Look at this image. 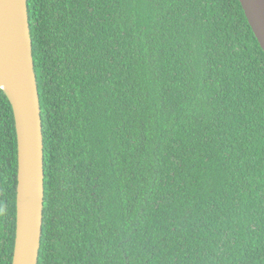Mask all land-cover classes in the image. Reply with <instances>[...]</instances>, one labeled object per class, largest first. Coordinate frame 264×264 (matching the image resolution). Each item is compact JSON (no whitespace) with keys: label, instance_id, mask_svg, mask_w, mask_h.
I'll return each mask as SVG.
<instances>
[{"label":"trees","instance_id":"trees-1","mask_svg":"<svg viewBox=\"0 0 264 264\" xmlns=\"http://www.w3.org/2000/svg\"><path fill=\"white\" fill-rule=\"evenodd\" d=\"M27 2L38 264H263L264 51L239 0ZM16 184L0 89V206L14 231Z\"/></svg>","mask_w":264,"mask_h":264},{"label":"water","instance_id":"water-1","mask_svg":"<svg viewBox=\"0 0 264 264\" xmlns=\"http://www.w3.org/2000/svg\"><path fill=\"white\" fill-rule=\"evenodd\" d=\"M240 3L264 51V0ZM0 89L12 107L17 142L12 264H38L44 206V144L27 0H0Z\"/></svg>","mask_w":264,"mask_h":264},{"label":"flooded vegetation","instance_id":"flooded-vegetation-1","mask_svg":"<svg viewBox=\"0 0 264 264\" xmlns=\"http://www.w3.org/2000/svg\"><path fill=\"white\" fill-rule=\"evenodd\" d=\"M15 231L6 214V206H0V264H12L15 238L14 242L12 239Z\"/></svg>","mask_w":264,"mask_h":264},{"label":"clouds","instance_id":"clouds-1","mask_svg":"<svg viewBox=\"0 0 264 264\" xmlns=\"http://www.w3.org/2000/svg\"><path fill=\"white\" fill-rule=\"evenodd\" d=\"M239 2H240V0H239ZM241 4V3H240ZM242 6V5H241ZM245 13V12H244ZM247 18V17H246ZM249 23V22H248ZM250 25V24H249ZM251 27V26H250ZM252 29V28H251ZM253 31V30H252ZM259 43V42H258Z\"/></svg>","mask_w":264,"mask_h":264}]
</instances>
